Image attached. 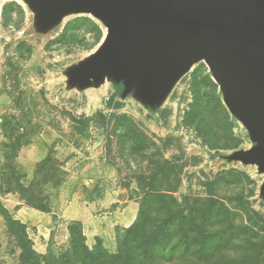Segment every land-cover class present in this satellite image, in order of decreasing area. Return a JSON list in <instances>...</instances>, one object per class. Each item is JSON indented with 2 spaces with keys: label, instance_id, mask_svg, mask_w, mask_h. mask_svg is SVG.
<instances>
[{
  "label": "rangeland",
  "instance_id": "1",
  "mask_svg": "<svg viewBox=\"0 0 264 264\" xmlns=\"http://www.w3.org/2000/svg\"><path fill=\"white\" fill-rule=\"evenodd\" d=\"M120 12L110 0H0V264H20L8 216L38 254L68 245L71 224L115 253L139 210L137 175L158 158L178 172L182 210L216 205L246 233L213 264L248 258L251 244L264 261V90L230 108L212 55L180 56L157 35L119 39Z\"/></svg>",
  "mask_w": 264,
  "mask_h": 264
},
{
  "label": "trees",
  "instance_id": "2",
  "mask_svg": "<svg viewBox=\"0 0 264 264\" xmlns=\"http://www.w3.org/2000/svg\"><path fill=\"white\" fill-rule=\"evenodd\" d=\"M114 96L106 104L110 107ZM120 106V102H115ZM138 130V129H137ZM134 130L131 139L133 147L142 149L145 134ZM176 168L166 159L158 158L151 162L146 174L137 175V184L142 192L137 217L117 243L115 253H109L101 247L89 248L85 243L83 231L78 224L68 226L69 243L57 253L38 254L28 238L25 227L9 216L10 232L19 248L20 264H163L185 259L186 264H213L210 254L221 244L238 239L241 227L234 226L231 213L225 209L220 212L213 205L211 212H200L188 207V213L181 208L178 200L170 195L179 184ZM249 208V206H248ZM255 215L256 212L252 211ZM185 213V214H184ZM219 218L211 223V218ZM253 220V219H252ZM249 220V225L242 228L254 234L256 223ZM220 226L218 231L214 229ZM241 230V229H240ZM257 244H251L247 250L248 258L220 261L215 264H264L254 259L260 251ZM181 259V260H183Z\"/></svg>",
  "mask_w": 264,
  "mask_h": 264
},
{
  "label": "water",
  "instance_id": "3",
  "mask_svg": "<svg viewBox=\"0 0 264 264\" xmlns=\"http://www.w3.org/2000/svg\"><path fill=\"white\" fill-rule=\"evenodd\" d=\"M110 1L129 24L119 39L157 35L162 44L178 47L180 56L197 50L212 55L206 59L222 64L226 72H218L233 105L244 91L264 90V0Z\"/></svg>",
  "mask_w": 264,
  "mask_h": 264
},
{
  "label": "crops",
  "instance_id": "4",
  "mask_svg": "<svg viewBox=\"0 0 264 264\" xmlns=\"http://www.w3.org/2000/svg\"><path fill=\"white\" fill-rule=\"evenodd\" d=\"M191 67H192V65L191 64H188V66L185 68V70L186 71L187 70H190ZM216 75H218L219 78H220V74H219L218 71H217V74ZM218 80L223 85V87H225V90H226L225 96H226V102H227V104L229 105L230 108H233L234 107L233 106V96H232V93L230 91V88L228 87V85L225 82H223L221 80V78L218 79Z\"/></svg>",
  "mask_w": 264,
  "mask_h": 264
}]
</instances>
